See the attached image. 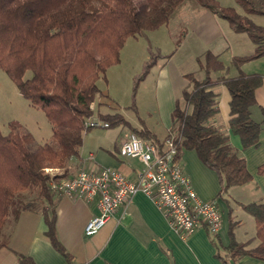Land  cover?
<instances>
[{
	"label": "trees",
	"instance_id": "trees-1",
	"mask_svg": "<svg viewBox=\"0 0 264 264\" xmlns=\"http://www.w3.org/2000/svg\"><path fill=\"white\" fill-rule=\"evenodd\" d=\"M183 1L0 0V69L31 106L45 113L54 140V144L46 142L30 149L29 134L16 133L18 124L11 122L6 135L0 131V248L8 245L3 229L10 217L16 220L22 211L39 212L51 245L72 264L56 236L58 196L49 183L64 177L69 160L77 156L84 134L91 129L86 124L95 115L102 121L122 120L118 114L97 110L102 103L97 82L119 62L124 42L166 25ZM191 1L252 41L254 54L234 57L232 65L238 67L264 55V28L251 19L264 18V0H234L239 12L221 7L215 0ZM198 62L204 78L199 80L192 73L184 76L187 84L172 110L165 138L172 139L179 157L183 151H194L204 166L215 171L222 193L249 183L252 176L244 158L212 123L219 112L213 88L223 85L229 93V131L240 138L243 148L257 147L264 107H260V122L251 118V108L256 105L255 90L263 77L240 72L229 76L227 67L211 52ZM27 72L31 75L25 78ZM212 72L219 73L214 77ZM138 135L162 150L165 138L159 142L144 128ZM258 173L264 175V164ZM245 209L255 220L258 243L250 247L249 242L231 240L225 256L216 255L223 264H227L226 258L236 261L245 256L264 261V206L251 203ZM16 256L19 264H35L29 256Z\"/></svg>",
	"mask_w": 264,
	"mask_h": 264
},
{
	"label": "crops",
	"instance_id": "crops-1",
	"mask_svg": "<svg viewBox=\"0 0 264 264\" xmlns=\"http://www.w3.org/2000/svg\"><path fill=\"white\" fill-rule=\"evenodd\" d=\"M217 19L219 18L208 11L202 14L200 19L201 33L210 36L213 32L216 39L219 37L215 49L210 51L212 54L218 57L223 53L228 54L231 59L254 54L253 43L249 52L244 49H241V53L229 50L224 30L231 33L234 31L228 23V29L224 26L221 29ZM199 59L200 56H197L196 63L201 73ZM234 67L236 70L233 75H229L231 72L227 71L229 76L240 72L246 75L259 74L263 77L261 85L255 90L256 105L251 108V118L260 122V107H264V55ZM164 68L165 65L159 70L160 77H167ZM191 73L177 74L179 83L174 87L171 84L172 88L160 116L163 134L143 121L132 124L116 112L114 114L121 116L120 122L101 120L108 126L101 124L84 134L78 154L69 160L63 178H71L80 170L96 174L102 168L108 167L119 170L128 179L133 180L142 164L136 159L122 158L119 155L121 144L132 135H138L143 128L150 131L155 140L163 141L171 126L172 110L187 84L184 76ZM213 90L217 94L219 112L212 123L227 136L232 148L244 158L252 179L245 185L231 187L221 193L222 185L218 175L204 166L194 151H183L179 163L196 195L203 201L213 200L217 203L221 213V228L218 234L212 236L206 230L199 229L182 239L171 230L167 220L152 201L144 194L137 193L114 213L97 234L86 237L83 233L84 226L98 213L96 201L87 202L81 198L58 196L55 199L56 236L72 264H223L216 255L225 256L231 240L238 243L249 242L250 247L257 245L253 216L250 218L251 231L247 232L242 231L244 223L241 217L234 216L233 213L234 207L246 210L245 205L251 203L264 206V175L258 173V168L264 164V126L258 146L243 148L240 138L229 131V93L226 87L218 85ZM242 197L247 199H241ZM46 230L39 212L22 211L16 220L10 217L3 229V237L8 245L0 248V264H19L16 254L31 257L35 264H70L53 248L45 235ZM226 261L227 264H264L263 260L251 256L236 261L226 258Z\"/></svg>",
	"mask_w": 264,
	"mask_h": 264
},
{
	"label": "rangeland",
	"instance_id": "rangeland-1",
	"mask_svg": "<svg viewBox=\"0 0 264 264\" xmlns=\"http://www.w3.org/2000/svg\"><path fill=\"white\" fill-rule=\"evenodd\" d=\"M215 1L221 7H231L237 12L240 11L234 0ZM205 12L207 10L194 5L191 0H184L174 10L166 25L145 32L137 38H128L120 48L119 62L106 70L104 80L100 79L97 82L102 95L101 105L96 104L97 110L102 114L120 113L132 124L143 121L163 134L160 116L165 108L164 102L168 98L170 88L179 83L177 74L193 72L195 78L203 79L204 70L199 73L196 57L200 56L201 61L204 60L205 54L215 49L219 40V37L218 39L214 37L213 32L210 36L200 32V19ZM251 19L256 25L264 28L263 17ZM217 22L221 29L222 26L229 28L226 21L217 19ZM224 32L229 50L232 52L241 53V49L249 52L252 49V41L246 34L225 30ZM219 60L227 67V71L231 72L229 75H233L236 69L231 64V57L223 53ZM163 65L167 77L159 75ZM145 71L147 73L143 76ZM218 73L212 72L211 76L215 77ZM30 75V72H27L25 78ZM93 120L101 121L97 115ZM11 122L20 126L16 133L29 134L30 149L46 142L54 144L51 125L45 113L31 106L0 69V131L4 135L9 133ZM57 172L60 171H52ZM233 215L241 217L244 223L242 231H251V214L247 210L234 207Z\"/></svg>",
	"mask_w": 264,
	"mask_h": 264
},
{
	"label": "built area",
	"instance_id": "built-area-1",
	"mask_svg": "<svg viewBox=\"0 0 264 264\" xmlns=\"http://www.w3.org/2000/svg\"><path fill=\"white\" fill-rule=\"evenodd\" d=\"M107 123L92 120L90 128ZM124 159H136L142 168L133 180L113 168H102L91 174L80 170L71 178L50 181L51 191L57 196L96 201L97 215L84 226V236L97 234L114 213L137 193L147 196L163 214L171 230L186 239L199 229L210 235L221 228V213L215 201L201 200L192 189L189 179L179 163L172 139L165 138L162 150L132 135L119 148Z\"/></svg>",
	"mask_w": 264,
	"mask_h": 264
}]
</instances>
